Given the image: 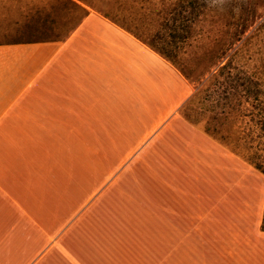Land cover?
Returning a JSON list of instances; mask_svg holds the SVG:
<instances>
[{"label": "crops", "instance_id": "obj_1", "mask_svg": "<svg viewBox=\"0 0 264 264\" xmlns=\"http://www.w3.org/2000/svg\"><path fill=\"white\" fill-rule=\"evenodd\" d=\"M161 60L97 12L64 41L0 44V264H264V191L230 153L101 151L161 110Z\"/></svg>", "mask_w": 264, "mask_h": 264}, {"label": "rangeland", "instance_id": "obj_2", "mask_svg": "<svg viewBox=\"0 0 264 264\" xmlns=\"http://www.w3.org/2000/svg\"><path fill=\"white\" fill-rule=\"evenodd\" d=\"M71 1L82 9L66 0H0V44L64 41L82 22L86 14L83 9L90 13L107 15L108 18L122 25L135 26L138 31L146 26L142 22L145 13L135 0ZM220 8V12L209 14L208 20L202 23L203 29L208 30L212 25L216 27L221 25L223 37L230 41H234L237 31L240 32L238 46L241 47V53L238 60L243 63L248 73L264 78V0L229 1L222 3ZM225 32L228 34L227 38ZM161 63L164 65L163 73L150 75L148 87L145 88L148 95L147 105L155 106L159 101L161 110L153 113L152 107L145 108L147 111L142 116L138 115V118L143 120L140 127L116 129L119 136L117 142L111 144L104 140L101 151H118L123 159L115 162L119 166H124L129 162V157L141 151L157 154L168 147L190 146L198 153L196 161L199 166L204 163L214 167L220 165H217V161L212 158L223 156L227 152L231 154L230 160H236V164L233 165L236 169L245 168L247 183L248 180H255L264 191V175L234 154L230 147L215 139L212 142L214 148L208 143L193 142L203 134L189 126L179 112L184 102L194 93V85L190 84L168 61L161 60ZM162 121L165 125L159 126ZM147 125L148 127H145ZM129 135L134 136L135 140L128 142ZM155 137L158 140L150 144ZM186 140L190 143H185ZM125 157L127 159H124ZM140 162L148 164L154 160H140Z\"/></svg>", "mask_w": 264, "mask_h": 264}, {"label": "trees", "instance_id": "obj_3", "mask_svg": "<svg viewBox=\"0 0 264 264\" xmlns=\"http://www.w3.org/2000/svg\"><path fill=\"white\" fill-rule=\"evenodd\" d=\"M229 1L237 0H135L145 13L141 31L99 14L143 42L194 85V93L179 112L185 121L230 147L264 175V78L248 73L238 60L240 32L230 41L227 32V40L223 37V26L208 30L202 26L210 13L220 12L222 3ZM83 10L82 22L90 14Z\"/></svg>", "mask_w": 264, "mask_h": 264}]
</instances>
